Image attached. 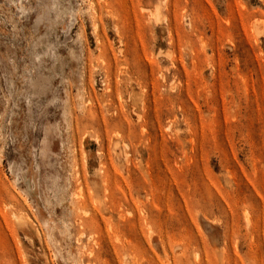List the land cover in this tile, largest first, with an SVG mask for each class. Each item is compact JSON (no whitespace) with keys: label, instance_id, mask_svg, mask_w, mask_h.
<instances>
[{"label":"rangeland","instance_id":"obj_1","mask_svg":"<svg viewBox=\"0 0 264 264\" xmlns=\"http://www.w3.org/2000/svg\"><path fill=\"white\" fill-rule=\"evenodd\" d=\"M0 264H264V0H0Z\"/></svg>","mask_w":264,"mask_h":264},{"label":"bare ground","instance_id":"obj_2","mask_svg":"<svg viewBox=\"0 0 264 264\" xmlns=\"http://www.w3.org/2000/svg\"><path fill=\"white\" fill-rule=\"evenodd\" d=\"M22 215V214H21ZM29 217V216H28Z\"/></svg>","mask_w":264,"mask_h":264}]
</instances>
